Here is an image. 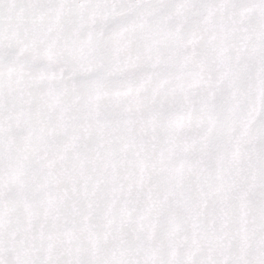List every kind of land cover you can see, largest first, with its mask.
<instances>
[{
    "label": "snow or ice",
    "instance_id": "1",
    "mask_svg": "<svg viewBox=\"0 0 264 264\" xmlns=\"http://www.w3.org/2000/svg\"><path fill=\"white\" fill-rule=\"evenodd\" d=\"M0 264H264V0H0Z\"/></svg>",
    "mask_w": 264,
    "mask_h": 264
}]
</instances>
